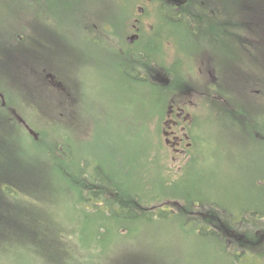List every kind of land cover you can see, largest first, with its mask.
Wrapping results in <instances>:
<instances>
[{"label":"rangeland","instance_id":"1","mask_svg":"<svg viewBox=\"0 0 264 264\" xmlns=\"http://www.w3.org/2000/svg\"><path fill=\"white\" fill-rule=\"evenodd\" d=\"M140 1L0 0V88L9 99L7 106L34 133L18 123L20 133L14 129L18 139L13 146L27 165L35 166L30 174L24 168L20 172L28 177L24 182L31 192L24 193L17 218L25 227L1 246L0 264H242L231 257L234 250L224 236L197 230L194 221L188 222L168 205L158 208L153 220L107 218L104 204L84 205L72 197L75 191L68 194V182L54 169L55 158L63 159L73 176L82 167L92 175L99 168L114 182L122 179L163 204L178 197L191 206L220 204L238 217L244 211H264V185L259 184L264 179L263 148L231 124L232 109L255 119L264 102H233L232 109L220 102H200L196 111L200 130L195 137L202 151L192 168L180 169L182 164L172 160L162 136L165 91L160 85L152 89L131 81L127 75L133 62L117 55V44L143 6ZM245 1L229 0L234 18ZM160 18L154 22V67L168 73L172 65L178 66L180 75L193 80L196 71L186 68L202 46L209 49L208 34L199 36L175 23L164 27ZM103 28H114V33ZM40 41L52 50L42 52ZM6 47L32 52L28 55L32 61L41 54L55 58L53 70L65 85L67 69L83 82L85 101L20 102V83L12 74L15 64L6 59ZM66 98L64 93L53 99ZM0 113L9 115L1 106ZM1 128L0 136L8 132ZM61 146L63 153L57 148ZM169 180L178 181L176 196L166 190L164 181ZM4 250L10 251V258L4 257Z\"/></svg>","mask_w":264,"mask_h":264},{"label":"flooded vegetation","instance_id":"2","mask_svg":"<svg viewBox=\"0 0 264 264\" xmlns=\"http://www.w3.org/2000/svg\"><path fill=\"white\" fill-rule=\"evenodd\" d=\"M198 1H140L143 6L138 7V14L133 17L134 22L129 26L128 33L117 44L118 57L122 56L128 63L127 59H130L131 65L132 62L134 64L126 74L131 81L137 84L141 81L152 89L155 85H160L165 91L167 109L162 122V136L167 150L172 154V160L182 164L180 169L190 166L202 151V146L195 137L200 130V119L196 114L201 107L200 102H220L231 109L233 102H264V0L245 1L237 14L238 18L233 17L229 0H209V4L207 0ZM159 16L162 25L166 24L164 27L175 23L193 34H208L209 49L202 46L201 53L190 62L191 67L186 68L188 72L192 69L196 71L197 77L193 80L180 75L177 72L178 66L172 65L168 73L160 72L154 67V22ZM93 27L102 28L96 25ZM103 31L114 33V28H103ZM135 35L138 39L130 44L129 38ZM161 38L163 41L164 36L161 35ZM167 42L168 45L172 44L169 39ZM38 46L41 51L45 49L44 52L52 50L47 49L46 42L40 41ZM15 51L6 47L5 55L8 64H15L12 69H16L12 74L20 83V102L85 101L81 97L83 82L67 69L69 83L65 85L53 70L55 58L41 54L36 56L35 61V56L32 55V61L28 56L32 52ZM176 62L180 66L181 60L177 59ZM193 64H197L195 68ZM9 67L10 65L7 68ZM74 85L80 92L77 97L73 92ZM62 92L67 95L65 101L53 99L56 94H64ZM6 102H9L7 94L0 88L2 109L8 112L10 118L17 120L19 125L33 133L25 120L9 108ZM261 110L262 114L252 119L244 111L242 113L232 109L231 124L242 137L257 140L264 151V108ZM259 184L264 185V179ZM179 208L184 206L179 205ZM184 213L188 222L194 221L197 224V230H208L211 234L224 236L226 245L234 250L233 255H230L235 261H241L242 264H255L258 261L264 264L263 210L244 211L238 217L220 204L203 206L200 202L193 205L191 211L184 210Z\"/></svg>","mask_w":264,"mask_h":264},{"label":"trees","instance_id":"3","mask_svg":"<svg viewBox=\"0 0 264 264\" xmlns=\"http://www.w3.org/2000/svg\"><path fill=\"white\" fill-rule=\"evenodd\" d=\"M162 1L181 3L184 0H153V2ZM189 1L192 3L199 2L198 0ZM201 2H204V0ZM180 21L181 20H179V22ZM17 124L18 122H16L15 119L10 118V116L4 117V114L0 113V128L2 126L8 129L7 133H9L0 136V249L1 246L4 247L8 244L9 238L15 235V231L16 233H21L25 227L20 221H17V218L21 216L20 213L22 210L20 205L24 202V193L31 194V192L25 187L24 179L28 177H26V174L20 172L28 170L27 173L30 174V171H32L31 169L35 168V166L30 163H28L30 165H27L21 157L17 147L13 146L14 143H17L16 139H18L15 138L14 134H16V132L20 133ZM14 129H17L16 132ZM57 148H59V150L61 149L60 152L63 153V146ZM139 155L140 153L138 156ZM55 159L57 162L55 163L56 166L54 169L64 181L68 182V185H66L68 194L71 190L75 191L76 194H72V197L76 196L77 201L84 205H91L93 201L100 205L104 204L103 206L108 210V215L106 217L114 219L117 222L122 220H153V217L157 216L156 211L163 205H168L174 210L177 209L179 211L178 215L180 216H185L184 210L187 212L192 210L193 206H191L190 202L181 200L178 197H172L173 199H171V201L163 204L161 201H157L155 198L148 196L144 190L137 191L135 189L136 187L131 188L126 185L122 179L116 178L120 181L114 182L112 177H109L99 168L93 170L95 174L92 175L85 167H82L80 172L76 176H73L71 171L65 167L63 159ZM193 163L194 162L190 163L189 168L193 167ZM136 164L138 165V162H136ZM137 167H139V165ZM139 170H142V168L139 167ZM143 180L145 179L143 178ZM177 182L178 181L173 180L164 181L166 190L172 196H176L175 191L179 190ZM113 196L116 197L113 198ZM179 205H183L185 209L179 208ZM201 205L204 206L205 204L201 203ZM31 208L32 207L29 206L28 211L31 210ZM12 217H14L15 221ZM124 228L126 227L122 229ZM11 231L14 232L13 235L10 234L12 233ZM4 251L7 253L4 257L10 258V251ZM0 259L1 261L4 260V258Z\"/></svg>","mask_w":264,"mask_h":264},{"label":"water","instance_id":"4","mask_svg":"<svg viewBox=\"0 0 264 264\" xmlns=\"http://www.w3.org/2000/svg\"><path fill=\"white\" fill-rule=\"evenodd\" d=\"M137 39H138V36L135 35V36L130 37L128 41L130 44H133Z\"/></svg>","mask_w":264,"mask_h":264}]
</instances>
